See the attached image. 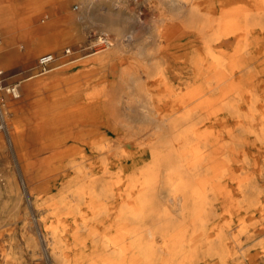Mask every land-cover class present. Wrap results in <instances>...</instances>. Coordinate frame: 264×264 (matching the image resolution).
<instances>
[{"label": "bare ground", "instance_id": "6f19581e", "mask_svg": "<svg viewBox=\"0 0 264 264\" xmlns=\"http://www.w3.org/2000/svg\"><path fill=\"white\" fill-rule=\"evenodd\" d=\"M92 1L67 9L77 41L84 36L77 18L87 17ZM127 2L120 0L122 19ZM141 4L152 46L139 69L151 80L144 98H126L124 108L147 124L126 123L116 106L123 87L138 85L133 67L88 90V98L99 95L87 113L100 121L88 145L95 155L72 157L58 194L42 199L57 216L55 223L42 219V240L61 264H264V0ZM138 11L136 24L143 21ZM101 18L102 29L115 33L105 34L107 47L50 71L93 55L102 67L125 51L121 17L107 10ZM187 76L192 83L183 90ZM107 196L113 210L102 222Z\"/></svg>", "mask_w": 264, "mask_h": 264}, {"label": "rangeland", "instance_id": "374dc122", "mask_svg": "<svg viewBox=\"0 0 264 264\" xmlns=\"http://www.w3.org/2000/svg\"><path fill=\"white\" fill-rule=\"evenodd\" d=\"M141 1L139 0L140 3L135 4L134 0H128L130 13L129 16L122 19L124 7L120 4V0H101L100 2L93 0L94 5L92 3L89 5L87 17L84 18L80 14L76 21L77 27L84 35L83 39L81 41L75 39L74 24L68 16L66 30L58 32L57 46L41 53L51 51L56 58L59 57L53 62L55 65L65 59L95 51L94 49L99 47L98 42H96L97 36L107 34L109 38L113 39L115 35L112 31L102 29L100 22L104 13L109 10L113 17H121L118 28L121 30L124 43L127 45L125 51L121 52L114 62L107 60L105 65L101 67L100 64L92 61L93 55L59 69L75 68L76 71L80 72L82 68H86L88 70V90H90L94 87L106 86L108 82L105 79H111L115 74H119L123 68L133 67L136 70L135 76L138 77V85L123 87V93L120 95L121 100L117 102L116 106L123 121L143 127L147 123H143L141 119L135 117V113L138 111L133 112L124 108L127 106L125 104L126 98H144L141 90L148 87L151 80L140 70V64L143 65L147 62L148 55L146 52L152 46L148 37L151 34L150 14L147 13L146 8H144L145 5L141 4ZM78 4L79 0H68L67 9L78 12L76 8ZM217 9L218 6L213 9L212 16L217 15ZM138 10L143 11V21L136 24L133 18L140 13ZM61 23L65 22L61 21ZM129 36L132 37L131 41L127 39ZM215 46L217 45L215 44ZM64 48L72 49L73 53L70 56L64 55L62 53ZM170 60L172 58L163 59L162 64L171 65L173 62L171 63ZM180 61L183 63V58ZM56 70L58 69L53 71ZM178 81L180 80L175 78V82L178 83ZM23 83L25 81L21 84ZM191 83V76L184 77L181 80L180 88L184 90ZM3 96L5 103L2 111L7 130L0 129V264H61L58 256L53 258L49 254L50 245L47 248L42 240V234L45 233V225L42 219L47 217L52 223H55L57 219L56 214H48L49 208L42 204V199H49V196L58 194L60 180L64 173L69 172L68 161H71L72 157L84 154L95 155L89 150L88 145L99 137L98 129L92 124L100 123L99 118L90 116L88 124L76 123V119L72 118L71 112L68 111L66 123H20L15 115L17 99L5 93ZM87 100L90 107L97 108L99 106V102H97L99 95L90 96ZM128 106L140 108L146 105L130 103ZM87 128L88 134L86 135ZM108 169L112 171L113 166H109ZM7 177L9 180H6ZM110 197L107 196L103 199L104 213L100 215L102 222L107 219L109 210H113L112 206H109L113 204L112 201L109 202V199L112 200ZM32 240L36 242V247L31 245Z\"/></svg>", "mask_w": 264, "mask_h": 264}, {"label": "crops", "instance_id": "0c3cea01", "mask_svg": "<svg viewBox=\"0 0 264 264\" xmlns=\"http://www.w3.org/2000/svg\"><path fill=\"white\" fill-rule=\"evenodd\" d=\"M67 1L0 0V77L18 83L15 115L20 123H66L68 111L76 123H88L86 68H56L29 77L41 52L55 48L58 32L66 30Z\"/></svg>", "mask_w": 264, "mask_h": 264}, {"label": "built area", "instance_id": "2783aa9c", "mask_svg": "<svg viewBox=\"0 0 264 264\" xmlns=\"http://www.w3.org/2000/svg\"><path fill=\"white\" fill-rule=\"evenodd\" d=\"M95 37V35H94ZM102 41L99 42L98 46L96 49H101L107 47V39L105 38V35H102ZM62 53L64 55H67L70 53L68 48H64ZM56 60V56L53 52H44L40 54L37 58V65L38 68L37 70L32 73L29 77H34L36 75H40L42 73L50 71L54 66L53 62ZM1 75V71H0ZM17 82H6L0 77V129L3 131H6V121L4 117V113L2 111V107L4 106V96L3 94L10 95L11 97H17L18 96V88H17Z\"/></svg>", "mask_w": 264, "mask_h": 264}]
</instances>
